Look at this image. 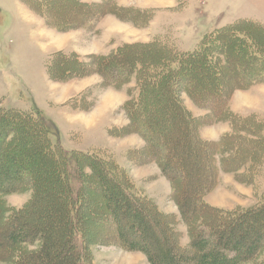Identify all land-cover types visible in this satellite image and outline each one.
<instances>
[{
  "label": "trees",
  "instance_id": "trees-1",
  "mask_svg": "<svg viewBox=\"0 0 264 264\" xmlns=\"http://www.w3.org/2000/svg\"><path fill=\"white\" fill-rule=\"evenodd\" d=\"M178 1L183 6L188 0ZM22 2L57 31H96L97 23L108 14L143 28L155 10L120 5L118 0ZM46 67L49 77L57 81L94 73L114 88L136 81L135 93L123 105L130 122L113 133L143 137L144 152L130 149L127 156L138 164L159 165L179 212L164 213L113 157L64 148L56 125L38 107L0 106V221L13 222L6 258L11 254L14 264H49L56 249L60 259L52 264H96L93 245L117 244L143 253L149 264H264V188L259 201L247 207L228 209L206 198L216 187L220 171L232 172L250 184L264 176V115L243 114L230 107L236 90L264 84V23L239 18L206 33L192 50H182L174 41L156 35L89 59L74 50L54 51ZM203 75L208 83L198 80ZM184 92L205 113L194 115L182 98ZM221 121H228L230 130L216 140L202 136L201 126ZM167 143H174L178 152L162 154ZM184 158L190 159V176H182L175 167ZM204 167L208 172L202 171ZM95 185L101 187L106 206L100 218L116 234L104 232V222L92 220L98 215L94 217L89 209L87 192ZM25 188L33 190L30 202L8 208L3 196ZM37 197L48 200L49 206L39 207ZM47 208L51 214L40 227L46 224L44 232L30 228L28 217L45 216ZM180 223L186 228L187 241ZM52 226L61 238L56 248L45 236Z\"/></svg>",
  "mask_w": 264,
  "mask_h": 264
},
{
  "label": "rangeland",
  "instance_id": "rangeland-1",
  "mask_svg": "<svg viewBox=\"0 0 264 264\" xmlns=\"http://www.w3.org/2000/svg\"><path fill=\"white\" fill-rule=\"evenodd\" d=\"M118 2L124 6L155 9L151 22L146 27L139 28L115 14H108L97 23L96 31L83 28L57 31L22 0H0V106L23 110L38 107L56 125L58 140L64 148L97 151L113 157L126 167L137 187L164 213L178 214V205L171 196L170 182L161 174L159 165L154 162L138 164L127 156L130 149H145L143 137L132 132L124 135L113 133L130 122L123 105L130 94L135 93L136 81L114 88L104 85L102 77L96 73L66 81L53 80L47 72L48 57L54 51L74 50L89 59L96 53H109L123 43L149 41L156 35L174 41L182 50H192L206 33L239 18L264 23V0H188L183 6H179L178 0ZM198 80L203 83L208 81L205 75ZM216 91L219 92V89ZM182 98L194 115L205 113L186 92L182 94ZM230 107L243 114L256 112L264 115V84H256L247 90H236L230 100ZM230 128L228 121H221L201 126L200 132L204 138L216 140ZM55 140L53 137V141ZM163 147L162 154L164 150L173 154L178 152L175 151L177 147L174 143L164 144ZM22 160L25 163L24 157ZM142 160H145L144 157ZM189 162L190 159L187 161L185 158L175 162V167L182 176H190L187 168ZM202 171L206 173L208 168L204 167ZM26 188L3 196L8 208L18 209L30 202L33 190ZM263 188L264 176L250 184L240 180L232 172L220 171L216 187L206 198L213 205L228 209L247 207L259 201ZM52 192L55 193L54 186ZM42 193L41 190V196ZM87 196L90 198L89 209L94 217L98 215L97 218H92L93 222H104V232L116 234L114 227L106 219L100 218L106 212L105 202L101 200V187L92 186L88 189ZM54 197L59 200L55 194ZM37 204L39 207L49 206L48 200L40 201L38 197ZM89 209L88 206L84 207L85 212ZM47 211L45 216L28 217L30 228H36L37 232L43 231L46 224L40 227L46 222V216L51 214L49 208ZM39 212H43L42 207ZM148 216L152 218L151 212ZM129 219L130 217L125 219L126 224H129ZM152 219L155 222V218ZM12 225L13 222L5 224L0 221V264H14L11 254L7 255L8 258L4 254V250L11 246L7 235ZM157 228L152 226L153 231L161 238ZM179 228L185 233L184 241H187L185 226L180 223ZM45 236L52 240L54 247L61 240L54 226L48 228ZM91 251L96 264H149L143 253L123 249L117 244H96ZM59 259L55 249L49 264L56 263Z\"/></svg>",
  "mask_w": 264,
  "mask_h": 264
}]
</instances>
